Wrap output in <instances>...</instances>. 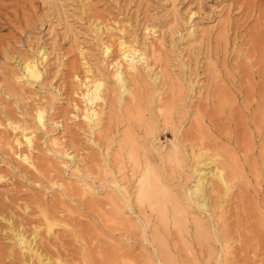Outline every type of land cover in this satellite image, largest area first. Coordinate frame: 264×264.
I'll return each mask as SVG.
<instances>
[{
  "label": "rangeland",
  "instance_id": "obj_1",
  "mask_svg": "<svg viewBox=\"0 0 264 264\" xmlns=\"http://www.w3.org/2000/svg\"><path fill=\"white\" fill-rule=\"evenodd\" d=\"M119 41L147 63L133 83L139 122L117 103ZM30 58L40 74L27 80ZM98 76L106 90L95 129L80 115V84ZM22 133L34 137L31 150ZM210 158L229 189L210 194L208 212L186 207L179 224L169 204L161 220L133 202L148 166L185 208L194 166ZM261 218L264 0H0V264L37 261L15 233L49 264H218L225 240V264H264Z\"/></svg>",
  "mask_w": 264,
  "mask_h": 264
},
{
  "label": "bare ground",
  "instance_id": "obj_2",
  "mask_svg": "<svg viewBox=\"0 0 264 264\" xmlns=\"http://www.w3.org/2000/svg\"><path fill=\"white\" fill-rule=\"evenodd\" d=\"M95 33H97V32H95ZM100 34H99V37L101 36ZM97 37H98V35H97ZM119 47H120L119 48V52H120L119 54L120 55L119 54L118 55L115 54L116 57L112 58V61H111L112 62V73H110L111 76L113 77L114 83L117 85L116 88L119 91V97H118V99L116 98L117 99V103H118L119 107L123 106V109H124V112H125L124 115H127L129 118H132L136 122H139L141 120V115L142 114H141V112L139 110V104L137 102L136 89H135V86H134L133 83L139 80V77H140V66H143L144 64H147V63H145V60H144L145 57L142 55L141 52H139L138 49L133 48L130 45H125L123 42H120ZM104 49H105L106 53H109L110 52V44H109V46H108V44L105 45ZM21 69H22V73H20V75L22 74L21 78L23 77V78H26L27 80L28 79H36L39 76V74H40L38 62L35 60V58L34 59L30 58V59L25 60V62H23V66H22ZM154 74L155 73H153V75ZM155 79H156V77H154V80ZM154 80H152V81H154ZM104 81L105 80L103 79V77L98 76V77H95L92 80L87 78L86 81H83L80 84V86H82V88H83L82 89L83 91H82L81 94H82V100L84 102V105H83V108L81 109V114L80 115H82L81 117H82V119L84 121V124H86L90 128H95V127L98 128V126L100 125V123L102 121L101 118L104 115V112H103V108H104L103 106H104V103H105L104 93H105V90H106V86H105V82ZM75 109H78V108L75 106ZM36 115H37V120L39 122H42V112L38 111L36 113ZM131 133H133V132H131ZM21 136H22V139L24 140L21 143L24 144L28 150L29 149L31 150V148L33 147V139H34V137H32L31 135L26 134V133H22ZM17 139L15 140L17 142V143H15V145L19 144ZM125 141L129 145L133 144V139L130 137V135H129V137H127V135H125ZM129 154L132 157H134V150H133L132 147H131V151L129 152ZM167 155H169V154L167 153ZM195 157H196V155H195ZM21 158H22V160L24 162H26V161L30 162V158H29V156L26 153H24L21 156ZM198 161H199V159H198ZM167 163H170V161H168ZM201 165H202V167L203 166L205 167L207 165H211V166L206 167V169H208V171H205V169L203 170V168L199 167V165L194 166L195 167L194 172L196 173V176L193 179L194 180L193 185H191L190 187L188 186L189 188L185 192V194H186V198H185L186 199V206H185V208L181 207L182 205L180 204V199H178L176 197H173L171 195V193L161 184V182L158 179L157 175L153 172V170H150L151 167L149 169L148 166L144 167L143 164H142V166L144 167V169L140 172V174L138 176L137 184L135 186V191L133 193V198L135 199L133 202L136 201L137 203L141 204L139 206H142V204H144V203L148 204L149 207H147V208H150L152 210V212L156 211L158 216H159V219H161V220H164L166 218V216L168 215L166 207L169 204L171 206V209H172V214L171 215L173 216V219H174V217L178 218V223L179 224L180 223L184 224L183 222H181V219L185 220L184 214L186 216L187 208L200 209V210H203L205 212H208V210H210L209 209V203H208V200H209V198L211 196L210 194L211 193L212 194L213 193H217L219 188H223L224 191H227L229 189V186H228V182L226 181V179L224 177V174H223V171H224L223 167L222 166H217V162H216V160L214 158H210L209 162L202 161ZM138 166H139V164H138ZM133 167H134V165H133ZM212 168H214V169H212ZM135 175H136V173H135ZM160 178H162V177H160ZM206 189H210V192L206 191ZM118 192L122 195V197H123L122 199H125L127 202H129L131 195H129V193L127 192V190H126V188L124 186H121ZM185 194H183V195H185ZM112 201L114 202V200H112ZM137 203L135 204L136 206H137ZM124 204H126V203H124ZM213 204H214V202H213ZM144 207L146 208V205ZM219 207H220V205H219ZM141 208L142 207H140V209ZM211 209H213V207H211ZM151 210H149V212ZM46 214L44 213L45 220L49 218L48 217L49 213H48V215H46ZM187 216H188V214H187ZM195 222L198 223V220H195ZM259 222L260 223H264V220L261 218V220ZM47 224H49V228L52 225L50 223H46V225ZM261 228L262 227H261L260 224H258V226L255 225V226L252 227V229L254 231H256L257 234L261 233ZM182 231H185V230L182 229ZM202 231L203 230H201V229L197 230V228H196L195 236L198 239V241L204 240L205 236L203 235ZM22 234H19V233H15L14 234L15 235L14 237H15L16 245L19 248V250H21V253L22 252H33L34 255H32V256L37 257V261L35 262V264H49V259H45L46 261H44L42 259L43 257H41L42 254L38 255L37 250L34 251L33 247L31 248V246H33V243L28 241ZM155 234H156V232H155ZM184 234H185V232H184ZM33 237L36 240V234H34ZM12 240H13V238H12ZM193 241L196 243L197 240L193 239ZM227 241L228 240L224 241V244H223V247H222V251H221L222 252V256H223V258H222L223 260L220 263L218 262V264H225L227 262V258L229 256H231V254H230L231 253V250H230L231 246L229 245V243ZM183 246H184V244H183ZM220 250H221V248H220ZM153 253H155V252H153ZM157 255H158V253H157ZM161 256L162 255H160L159 257H161ZM168 256L169 255H167V257ZM209 258H211V256ZM170 259L172 261V258H170ZM173 259H175V258L173 257ZM28 260L29 261L27 262V264H32L30 259H28ZM174 264H176V262Z\"/></svg>",
  "mask_w": 264,
  "mask_h": 264
}]
</instances>
